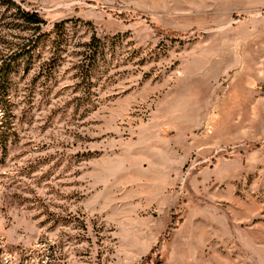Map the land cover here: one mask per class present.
I'll use <instances>...</instances> for the list:
<instances>
[{"label": "rangeland", "instance_id": "1", "mask_svg": "<svg viewBox=\"0 0 264 264\" xmlns=\"http://www.w3.org/2000/svg\"><path fill=\"white\" fill-rule=\"evenodd\" d=\"M0 264H264V0H0Z\"/></svg>", "mask_w": 264, "mask_h": 264}, {"label": "trees", "instance_id": "2", "mask_svg": "<svg viewBox=\"0 0 264 264\" xmlns=\"http://www.w3.org/2000/svg\"><path fill=\"white\" fill-rule=\"evenodd\" d=\"M30 19L35 22V23H40L43 20L39 17V15L37 13H32L29 15Z\"/></svg>", "mask_w": 264, "mask_h": 264}]
</instances>
